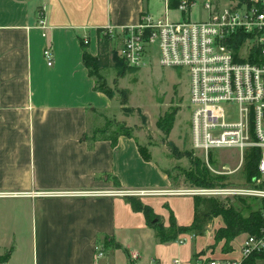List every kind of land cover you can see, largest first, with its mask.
<instances>
[{
  "label": "crops",
  "instance_id": "crops-1",
  "mask_svg": "<svg viewBox=\"0 0 264 264\" xmlns=\"http://www.w3.org/2000/svg\"><path fill=\"white\" fill-rule=\"evenodd\" d=\"M145 8L144 0H0V203L16 200L30 208L29 264H225L241 259L243 241L232 240L226 252L224 240H214L223 227L218 218L202 236L158 242L125 197H138L165 227L170 212L177 225L188 226L194 216L193 189L174 186L168 169L144 157L133 137L119 136L114 147L108 136L96 138L90 148L84 138L89 115L105 113L111 101L94 90L81 42L96 56L100 30L132 27L149 15ZM40 18L45 29L38 27ZM46 46L52 49L50 66L42 56ZM1 234L0 226V239ZM12 241L0 240V260L9 251L0 264H22L15 236ZM97 244L103 257L95 262Z\"/></svg>",
  "mask_w": 264,
  "mask_h": 264
},
{
  "label": "built area",
  "instance_id": "built-area-1",
  "mask_svg": "<svg viewBox=\"0 0 264 264\" xmlns=\"http://www.w3.org/2000/svg\"><path fill=\"white\" fill-rule=\"evenodd\" d=\"M169 4L170 0H163L162 19L154 21L150 15H142L136 25L118 30V56L136 68L147 47L155 45L159 66L185 71L189 78L191 149L208 166L211 150H237L239 162L225 174L237 172L249 158L257 161V174L243 185L196 187L192 193L255 199L262 202L259 207L264 217V0H227L223 7L206 2L202 8L207 16L201 21L170 20ZM194 6L192 0H179L174 9L184 14ZM38 27L46 28L43 18ZM104 32L111 36L114 29L107 27ZM42 56L50 66V46L43 49ZM240 253L241 259L264 253V228L257 235L245 236ZM102 257L103 249L97 244L95 262Z\"/></svg>",
  "mask_w": 264,
  "mask_h": 264
},
{
  "label": "rangeland",
  "instance_id": "rangeland-1",
  "mask_svg": "<svg viewBox=\"0 0 264 264\" xmlns=\"http://www.w3.org/2000/svg\"><path fill=\"white\" fill-rule=\"evenodd\" d=\"M192 1L195 2V6L187 13L181 14L171 9L168 18L172 21H201L207 16L202 8L204 3L210 2L219 7L227 3V0ZM144 3L145 9L154 21L164 17L163 0H144ZM117 32L114 30L111 36L107 32H100L102 36L110 37L107 53L110 66L101 68L99 75L109 90L111 106L105 113L95 111L94 115H89L90 131H99V137L109 136L113 132L127 131L136 140L144 157L150 156L153 163L168 169L167 174L174 186L196 188L186 179V174L194 169L196 163L213 176L225 177L223 186L245 184L244 164L237 172L225 174L236 168L239 162L237 150H211L208 166L201 160L200 154L191 149L189 78L185 71L179 68L159 66L158 51L155 45L147 47L139 67L132 68L123 62L113 67L111 50L118 54L121 47L120 40L116 38ZM170 124L171 129L167 132ZM250 159L252 158L245 162ZM209 188L214 187L206 189ZM199 197L213 198L225 204H232L242 216H247L250 209H256L255 199L222 196ZM15 218H17V227L14 226ZM215 218L220 219L223 224L220 216ZM0 226L2 232L0 240L7 243L11 239L13 242L12 238L15 236L16 241L13 245L19 263L29 264L32 253L30 208L21 204L20 201H2L0 203ZM244 238L245 234H240L234 238V241L240 244ZM241 261L240 259L239 262Z\"/></svg>",
  "mask_w": 264,
  "mask_h": 264
},
{
  "label": "trees",
  "instance_id": "trees-1",
  "mask_svg": "<svg viewBox=\"0 0 264 264\" xmlns=\"http://www.w3.org/2000/svg\"><path fill=\"white\" fill-rule=\"evenodd\" d=\"M178 1L179 0H170L169 6L171 9H174L177 6ZM109 39V36H102L100 32L98 33L96 56L90 55L87 51L86 45L82 42L81 47L83 65L87 69L88 75L94 78V90L104 94L110 99L111 96L109 90L99 75L101 68H108L110 66L107 55ZM111 58L113 61V67H117L120 62H123L114 50H111ZM101 81L102 83H100ZM120 129L122 130V128ZM170 129L171 124L170 127L167 128V132ZM99 133V131L91 132L88 127L84 134V138L90 143V141H94L96 138H101V136H98ZM119 136L131 137L127 131L113 132L108 136L112 147L116 145ZM88 147H91V143ZM193 162L196 163L197 161ZM256 163L257 161L252 159L244 163L243 169L245 170L246 181H249L257 174ZM186 179L197 188L223 186L226 180L223 176L211 175L205 168H200L198 163H196L193 170L186 174ZM114 183L116 186H119L116 179ZM125 201L129 204L133 212L142 213L146 226L154 230L155 237L160 243L174 242L178 240L180 235L184 234L202 236L206 232V229L212 222L213 218L220 216L223 221V227H220L215 231L214 240L216 242L224 240L223 251L228 252L231 250L229 243L238 235H257L261 228H264V217L261 216L259 207V205H262V202L257 203L256 200L254 201L256 209H250L247 216H242L241 212L232 204H225L213 198L194 196V216L192 223L188 226L177 225L172 212H170L167 227L163 225L162 218L155 214L150 206L142 203L138 197L126 196ZM240 201L243 202L242 200ZM102 244L106 247L107 242L103 240ZM114 247L120 248V245L115 243ZM8 255L9 251L0 261L6 260ZM241 264H264V253H254L249 257L243 258Z\"/></svg>",
  "mask_w": 264,
  "mask_h": 264
}]
</instances>
